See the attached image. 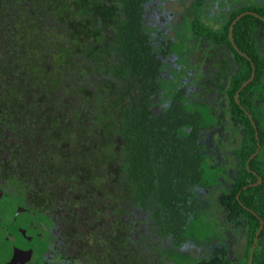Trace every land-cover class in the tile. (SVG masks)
Instances as JSON below:
<instances>
[{"label":"trees","instance_id":"obj_1","mask_svg":"<svg viewBox=\"0 0 264 264\" xmlns=\"http://www.w3.org/2000/svg\"><path fill=\"white\" fill-rule=\"evenodd\" d=\"M147 1L0 0V148L10 150L7 165L16 161L15 165L29 168L32 180L43 183L42 190L54 194L56 188L60 198L65 194L55 184L64 181H71L70 190L79 199L108 197V219L112 220L108 242L113 245L115 240L125 245L120 225L127 201L142 207L160 233H180L181 237L185 232L184 237L196 238L205 228L201 210L178 211L192 220L182 230L174 215L181 203L184 207L188 183L196 196V185L218 181V174L211 183L205 180L206 160L202 143L196 140L203 126L213 124L209 116L214 114L185 98V76L179 81L163 76L170 64L163 58L174 52V40L151 43L161 35L153 36L143 24ZM225 5L231 3L220 7ZM205 6V0H195L187 9L188 32L194 43L205 35L217 46L229 47L231 56L223 59L215 76L227 79L225 89L233 112L252 137L255 128L244 109L252 110L253 92L264 93V20L247 13L236 22L237 48L230 26L246 11L264 16V3L231 5L230 12L221 13L223 21L217 28L208 23ZM211 20L215 22L214 17ZM182 41L189 42L188 35ZM253 64L255 77L237 101L235 94L251 77ZM216 85L224 87L222 82ZM156 103L163 109L154 111ZM255 120L260 130L262 117ZM255 148L247 147L240 177L223 193V206L232 214L228 217L236 226L247 224V247L240 264H248L261 222L244 204L264 220L263 185L244 189L257 180L246 166ZM263 161L257 157L250 163L261 176ZM85 182L97 184L93 187L101 194L79 185ZM249 192L254 193L256 206ZM114 220L117 223L112 225ZM263 237L264 229L254 264H264ZM108 250L117 252L118 247L108 246ZM175 258L177 264H185L184 257ZM198 260L191 256L189 262L203 264ZM220 264H232V260L226 258Z\"/></svg>","mask_w":264,"mask_h":264},{"label":"flooded vegetation","instance_id":"obj_2","mask_svg":"<svg viewBox=\"0 0 264 264\" xmlns=\"http://www.w3.org/2000/svg\"><path fill=\"white\" fill-rule=\"evenodd\" d=\"M194 2L195 0L191 7ZM164 3L165 0L147 1L146 12L150 13L155 10L156 13L159 12L161 14L158 17L160 20H170L173 13H169L164 9ZM234 3H231V5L233 6ZM261 3H264V0L259 2V4ZM221 4L219 0L216 2V5L219 7ZM231 5H225L226 7L224 8L232 7ZM243 5H247V3ZM186 12L181 13V19L183 17L182 15L185 16ZM248 12L253 11L250 10ZM221 13L219 19L210 15H208L207 19L209 20L214 17L215 22L212 21V24L219 27L223 21ZM181 19L177 25L183 24L181 23ZM156 32L154 31L152 35L155 36ZM190 34H188L189 42L185 44H189L190 50L192 51H200V58L197 60V64L183 63V66L186 68L185 72L178 69L176 73H173L172 68L174 67L170 68V75H172L170 79L179 81L182 76H185L183 85L191 87L196 85L199 78L202 79L204 76L203 70L207 71V80L214 85V93L218 90L222 93V96L216 99V102L219 103L218 107L220 110L217 113H212L216 118L215 125L218 126V129H221L220 132L222 131L223 135H218L219 131L215 132L214 124L205 126L206 128L213 127L212 133L209 131L207 136L211 137L210 145L213 148L210 151L215 153L216 156V163L210 167L218 169V181L214 185H199L200 187L197 190L196 196H193L191 184L188 183L186 185L187 198L184 201V207L181 203L174 216L178 217V222L182 230V227L192 222V220H186L185 216L182 213H178V211H184L185 213L188 207L192 211L193 207H195L197 212L201 210L199 217L202 218V223H204L205 228L199 230L196 238H193L192 235H186L187 237H184L185 232L181 233V237L180 233L179 236L177 233L162 234L160 233L159 225L141 207L146 213L145 216L149 217L148 221L150 223L148 227L150 226V231H136L131 227L130 220L128 218L126 219L125 209L124 221L120 225L122 230L124 228L123 232L126 236L125 245L120 244L116 240L115 245H113L112 242H108V225L112 221L108 219V197L98 196L94 198V201H91L93 198L89 196V198L82 197V199H79L75 195V192L70 190L72 186L71 181L57 182L55 184V187L58 186L61 189L60 193L65 194L63 198L57 197L55 195L56 188L53 194L51 191L42 190L43 183L41 181L32 180L29 174V168L15 165L16 161L12 165H7L6 161L10 160L9 157L11 156V153H9L10 150L6 151L0 148V264H177L175 258L177 254L172 253V249H165L167 246L166 241L161 240L160 235L162 237L168 236L170 248L173 245L175 247H184L190 251L194 247L195 249L198 248V252H190L191 254L184 255L186 259L185 264H192V262H189L191 256L198 258L203 264H220L226 258H231L232 264H240L247 247V224L238 223L239 226H236L233 223V220L230 219L232 218V214L230 212L228 213L223 206L225 202L223 200V193L226 189L228 190L233 187L237 178L240 177L241 167H243V156L246 153L247 147L253 145L256 148L248 157L246 166L257 177V180L255 182H249L248 185L244 186V189L250 190L258 185H263L264 187V175L261 176L258 173L256 166L250 167L251 160L257 159V157L258 159L264 158V93H251L253 100V105L251 104L252 110L244 109L247 115L249 112L250 115L248 116L255 128L254 135L251 137L246 132L242 122L239 121L233 112L235 107L230 103V97L225 89L227 79L221 78L223 81H220L215 76V72L221 66L223 59L226 58L227 60L231 56L227 52L228 50L230 52L229 47L225 45L217 46V43L205 35H202L198 42L196 41L194 43L191 40L192 36ZM174 39L176 38L172 40ZM220 46H223L227 51L222 52L221 57L219 56L220 61L218 63L216 61L212 63L214 59L211 60L209 56L218 54L219 50L215 49ZM192 51H186L184 53V57L189 58V61H194L190 55ZM239 52L251 59L244 51L239 50ZM178 59L179 57L175 58L176 66L179 63ZM169 62L170 64H168ZM166 63L168 64L167 69L170 67L171 61L168 60ZM210 78H212V81ZM185 81H190L191 85H187ZM217 82H222L224 87L218 88L216 85ZM243 89L239 88L236 92L235 99L237 101H239V94ZM155 105H158V108H162L159 103ZM256 116L262 117L260 130L255 120ZM205 134L203 132V135ZM203 145L204 143L202 144V148L206 150V146ZM204 156L207 164H211V161L205 154ZM217 161H221V163H217ZM262 170L264 172V161ZM61 180L63 181V178ZM79 185L89 187L88 191L93 194H101V192L96 191L93 187L97 184L85 182ZM254 193L256 192L254 191ZM262 194L264 198V189L262 190ZM240 195L241 192L238 193L237 197L239 198ZM250 195L252 194L250 193ZM253 195L251 199L254 204L255 200L253 199ZM8 198L10 199V205L5 207L4 199ZM128 205L136 204L127 201L126 207ZM254 205L256 206V204ZM244 206L253 212L254 215H258L260 220L262 219L257 211H254L245 204ZM190 219H192V216H190ZM212 221H215V223ZM115 223L117 222L114 220L112 225ZM143 225L145 226V223ZM261 225L260 222L257 233ZM137 226L143 228L140 222ZM212 226H216V228L209 236L208 234ZM263 229L264 220L261 231L258 235L256 233L254 238V244L250 254L251 258L253 252L251 264H254L255 250ZM256 237L257 241H255ZM212 239L213 244H211ZM242 239L244 243L241 247L239 242ZM228 240H231L230 244L227 242ZM262 244L264 251V237L262 238ZM108 246H117L118 251L111 253L108 250ZM254 246L255 249L253 251ZM199 260L198 262H200Z\"/></svg>","mask_w":264,"mask_h":264},{"label":"rangeland","instance_id":"obj_3","mask_svg":"<svg viewBox=\"0 0 264 264\" xmlns=\"http://www.w3.org/2000/svg\"><path fill=\"white\" fill-rule=\"evenodd\" d=\"M194 0H165V3L163 4L164 6V9H166L169 13H173V16L171 17L170 20H167V19H163V20H160L158 17H160L159 15H161L159 12L156 13L155 10L151 11L150 13L148 12H144L143 14V24L146 25L147 29L153 33L154 31H157L158 33V36L161 35V37L156 41L154 42L153 40L151 41V43H156V44H163L164 40H166V38L168 39H173L175 38V35L177 36L176 39H174V53H168L163 59H164V62L170 60L171 61V65L170 67H168L164 73H163V76L167 77V78H170L172 75L171 74V70L170 68H172V72L173 73H176V70L178 69H181L182 68V71L185 72L186 71V68L185 66H183V63H186V64H197V60L200 58V51L199 52H196L197 50H193L190 55L192 57V59L194 61H189V58L187 57H184V53L186 51H190V45H186L185 43L186 42H183L182 39L184 38H187V35L190 34V32H188V19L186 16L182 15V19H181V13L182 12H186L187 9H189L192 5ZM235 1H237L236 3H234ZM261 0H224L223 3H234L233 4V7H236V6H239V5H243L245 3L247 4H250V5H259V2ZM216 2L217 0H205V10L207 12L208 15L210 16H214L216 17L217 19H219L221 16H220V13L221 12H230L233 7H229V8H224V9H221L219 6L216 5ZM204 10V11H205ZM162 12V10H161ZM205 13V12H204ZM208 18V17H207ZM180 19H181V23H183L182 25H177L178 22H180ZM208 23L212 24V20L209 19L207 20ZM156 23V24H155ZM155 24V25H154ZM217 28V26H216ZM182 32L186 33V34H183ZM192 34H190L191 36ZM215 50H219L218 54L214 55L212 54L211 56H209V58L212 60V63L216 61V63H218L220 61L219 59V56L222 54L223 51H227V49H225L223 46H220V47H216ZM196 52V53H195ZM177 55H176V54ZM176 57H179L178 61L179 63L178 66H176V62H175V58ZM221 57V56H220ZM176 67V68H175ZM203 77L202 79L197 77L198 81L196 83L195 86H186L185 85V88L189 91L185 92L184 93V96L187 100H190V101H193L194 103H196L195 105L197 106H201V107H204L206 109H210V111H212L213 113H217L219 112L220 108L218 107L219 106V103L216 102V99L221 97L222 96V93H220V91L218 90L216 93H214V85L209 82L207 80V71L206 70H203ZM196 79V80H197ZM187 81V80H186ZM185 81V82H186ZM187 85H191L190 81L186 82ZM198 103H200L201 105H199ZM169 104L172 105V102H170ZM194 106V104H192V107ZM159 106L158 105H155L153 107L154 111L156 110H160V108H158ZM158 108V109H157ZM209 123H213L214 125L216 124V118L214 115H210L209 116ZM218 126L215 125V132H218V135L222 134L223 135V132L221 131L220 132V128L218 129L217 128ZM212 128L213 127H208L206 128L205 126H203L200 130H201V135H199V138L196 139L197 140V143H204L203 146H206V150L202 148V153H204L206 155V157L211 161V164H207V162L204 163V166H205V171H206V176H205V180L207 182H210L214 179V177L218 174V169L217 168H213V167H210L212 164H215L216 163V156H215V153H213L212 151H210V149H212L213 147L210 145V142H211V137L210 136H207V134L209 133H212ZM203 132L206 133L205 135H203ZM199 133V134H200ZM202 143V144H203ZM221 163V161H217V163ZM223 162V161H222ZM199 185H196L195 186V189L198 190L199 189ZM4 202H5V207L7 205H10L9 202H10V199H4ZM12 206V205H11ZM9 206V207H11ZM13 207V206H12ZM146 213L141 209V207L137 206V205H128L126 207V219L128 218L131 222V227L134 228V230L136 231H150V226L148 227V224L150 223L149 220V217L145 216ZM142 223V227H138L137 224L138 223ZM213 223H215V221H212ZM145 223V226L143 225ZM216 226H212V228L210 229V232H209V236L214 232ZM220 229V227H219ZM160 238L161 240H165L166 241V247L165 249H168V250H171L172 253L174 254H177L175 257H180V258H183L184 255H188V254H191L192 252H198V248L195 249V247L193 249L190 250H186L184 247H181V246H174L172 248H170L169 246V243H168V236H165V237H162L160 235ZM229 244L231 242V240H228L227 241ZM243 239L242 241L239 242V244H241V247H242V244H243ZM211 244H213V239L211 240ZM191 252V253H190Z\"/></svg>","mask_w":264,"mask_h":264},{"label":"water","instance_id":"obj_4","mask_svg":"<svg viewBox=\"0 0 264 264\" xmlns=\"http://www.w3.org/2000/svg\"><path fill=\"white\" fill-rule=\"evenodd\" d=\"M247 13H249L248 11L247 12H244V13H242V14H240V15H238L234 20H233V22H232V24H231V26H230V36H231V40H232V42H233V44H234V46L237 48V46H236V44H235V41H234V39H233V30H234V26H235V24H236V22L242 17V16H244L245 14H247ZM250 13H253V14H256L257 16H260L259 14H257V13H255V12H250ZM262 19H264V17L263 16H260ZM239 50V49H238ZM247 57V56H246ZM255 74H256V72H255V66H254V64H253V72H252V75H251V77L242 85V89L245 87V86H247L253 79H254V77H255ZM248 115H250L249 114V112H248ZM261 228H260V230H259V232L261 231V229H262V227H263V220L261 219ZM259 232L257 233V235L259 234ZM255 241H257V237H256V239H255ZM254 249H255V246H254V248H253V251H254ZM251 260H250V262H249V264H251V261H252V259H253V252H252V255H251V258H250Z\"/></svg>","mask_w":264,"mask_h":264}]
</instances>
